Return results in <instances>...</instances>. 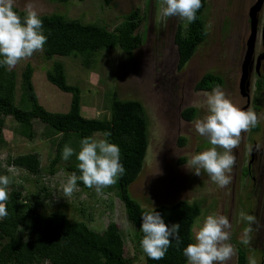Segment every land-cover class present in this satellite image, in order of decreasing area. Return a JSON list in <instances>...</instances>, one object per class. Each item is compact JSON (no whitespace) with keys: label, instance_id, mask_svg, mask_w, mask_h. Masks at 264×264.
I'll return each mask as SVG.
<instances>
[{"label":"rangeland","instance_id":"rangeland-1","mask_svg":"<svg viewBox=\"0 0 264 264\" xmlns=\"http://www.w3.org/2000/svg\"><path fill=\"white\" fill-rule=\"evenodd\" d=\"M255 1L206 0L203 15L207 36L185 66L178 69V53L173 37L181 19L175 16L163 18L161 0H116L110 7L104 6L102 0H14V6L19 10L25 11L26 5L31 4L39 14L56 12L83 22H97L110 29L120 23L126 13L139 8L143 21L137 31L143 41L131 54L124 53L118 47L102 49L96 52L94 62L88 68L80 63L79 58L54 55L47 60L42 51L34 52L12 68L17 73L16 98L20 93L21 71L29 63L33 67L32 83L39 103L50 112H66L71 94L60 90L45 74L52 61L57 60L63 64L66 82L80 89V112L83 116L107 117L108 102L114 93L122 99L140 100L149 120V137L142 169L129 185L131 197L146 208L169 205L180 199L194 202L199 205L200 214L195 218L192 229L208 214L228 217L231 224L228 242L235 251L227 264H235L234 241L240 240L243 229L248 226L240 219L241 211H256L258 189L243 167L252 146L249 139H259L258 131L241 133L238 148L233 150L235 163L230 173L231 183L224 188L217 187L203 171L201 176L194 175L187 169L186 161L193 154L211 147L195 131V121L207 114L205 100L210 91L194 89L204 73L212 72L223 78L220 88L238 108L247 101L246 97L240 95L238 85L250 34L249 8ZM258 19L254 54L263 50L261 28L264 26V2ZM253 81L251 77L250 97L254 91ZM260 94L264 105V90ZM186 107L197 110L191 121L181 116V111ZM258 109L263 115L261 124L264 126V106ZM248 110L255 111L250 107ZM33 124L35 135L27 138L20 133L18 123L11 116L5 117L2 129L4 143L0 146V174L8 175L13 181L7 191L18 188L32 200L37 195V210L45 214L60 210L69 219L83 220L97 231L114 221L123 234L125 255L134 257L132 264H145L140 248L135 245V228L126 218L124 205L116 195L114 184L96 191L94 188H83L77 182V190L71 196L63 197V184L74 174L67 169L73 159L70 157L65 161L61 158L58 171L54 174L45 172L43 168L48 166L55 154L59 134L47 135L45 124L39 120H34ZM92 138H103V135L95 132ZM180 138L185 139L183 144ZM261 139V145H264V132ZM72 148L79 150V144ZM28 152L38 154L42 166L40 173L32 174L7 162L8 158ZM182 158L184 161L180 162ZM261 162H264V157ZM256 171L258 173L259 170ZM261 178L264 179V175ZM259 189H263L259 208L262 211L264 181ZM261 214H258L260 218ZM259 217L252 224L255 233L250 243L245 245L247 264H264L260 250L264 247V218L261 221Z\"/></svg>","mask_w":264,"mask_h":264},{"label":"trees","instance_id":"trees-1","mask_svg":"<svg viewBox=\"0 0 264 264\" xmlns=\"http://www.w3.org/2000/svg\"><path fill=\"white\" fill-rule=\"evenodd\" d=\"M63 2L68 0H51ZM81 1V0H79ZM116 0H102L104 6L114 5ZM15 10L21 15L24 10ZM206 0H201V8L197 11V19L188 24L178 22L174 43L177 47V68L182 69L193 56L198 46L207 36L206 21L203 11ZM43 21V31L47 41L43 48V56L49 60L54 55L79 58L80 63L90 67L94 55L102 49L118 47L121 51L131 54L143 41L137 31L143 21L139 8L133 9L113 29L97 22H83L76 18H67L60 13L39 14ZM33 67L26 63L21 71L19 81V98H16L17 73L0 67V146L4 143L2 129L6 116H11L19 126L20 133L33 138L34 120L45 124L47 135H57L55 154L48 166L43 170L49 174L58 171L61 151L64 145L76 147L83 137H92L95 132L110 133L109 139L118 144L120 160L125 168L124 174L114 183L117 197L124 205L126 218L134 226L135 245L140 248L139 241L143 233L140 231L141 215L151 208L143 207L129 193V185L140 173L148 147V116L144 105L138 99H122L114 93L108 102L109 115L106 117H87L80 112V89L77 85L66 82L63 64L52 61L46 71V78L60 90L69 92L71 99L66 112H50L38 101L32 83ZM223 78L212 72L204 73L195 83V90L211 91L221 86ZM264 81L258 80L257 93L263 91ZM196 108L186 107L181 116L191 121L196 116ZM258 130V126L251 128ZM180 142H185L180 138ZM79 151V150H77ZM73 163L67 166L79 175L77 160L72 156ZM184 158L180 159V162ZM7 162L38 174L42 170L36 152L18 154L8 158ZM83 188H88L78 181ZM9 198L5 202L8 216L0 220V264H132L134 257H127L124 250V239L121 230L114 221L97 231L83 220L69 219L60 210L43 213L28 194L18 188L8 191ZM153 208V207H152ZM164 218L166 224L180 223L177 246L173 241L161 260H153L141 250L145 264H187L182 248L190 242L192 226L200 214L199 205L180 199L172 204H159L154 207ZM237 258L235 264H247L246 249L236 242Z\"/></svg>","mask_w":264,"mask_h":264},{"label":"clouds","instance_id":"clouds-1","mask_svg":"<svg viewBox=\"0 0 264 264\" xmlns=\"http://www.w3.org/2000/svg\"><path fill=\"white\" fill-rule=\"evenodd\" d=\"M201 0H161V15L167 19L179 17L191 24L197 19ZM47 36L43 31V21L39 13L26 5L21 15L14 8V0H0V67L11 70L34 52L43 51ZM205 104L207 114L195 121V131L205 138L211 147L193 154L186 167L196 176L203 171L219 188L231 183V169L235 163L233 150L238 148L242 132H247L258 124L257 114L251 110H241L227 98L224 91L215 86L207 94ZM105 132L103 138L83 137L79 151L64 145L61 158L67 161L75 155L79 175H70L63 184V197L71 196L77 190V182L100 191L111 186L124 174L125 168L120 160L119 145L109 139ZM221 149L222 151H218ZM12 179L0 174V220L8 216L6 201L9 198L8 186ZM240 219L248 226L243 229L240 242L250 243L249 233L255 217L241 211ZM231 224L228 217L208 214L201 223L192 229L190 242L182 248L187 264H227L234 254L230 240ZM180 223L166 224L161 214L151 208L141 215L139 241L140 248L153 260H161L170 244L181 243Z\"/></svg>","mask_w":264,"mask_h":264},{"label":"flooded vegetation","instance_id":"flooded-vegetation-1","mask_svg":"<svg viewBox=\"0 0 264 264\" xmlns=\"http://www.w3.org/2000/svg\"><path fill=\"white\" fill-rule=\"evenodd\" d=\"M261 46H262V43H261ZM261 52L262 51H258L256 54H254L255 57L258 54H260ZM251 77L254 78V81H253L254 91H253V95L250 97L249 106L245 109V111L247 109H249V107L252 108L253 110H255L253 112H255L257 114V117H258V124H257L258 130H255V131H258L259 139H256V140L255 139H249V141H252V146L249 149V157H248V160L246 162L245 167H243V168L246 170V174L248 175V178H250V180L253 181L254 186L257 187L258 193H259L257 198L255 199L256 203H255V200H254V203L256 205V211H254V209H253V210L249 211L248 214L251 213V215H253L256 219H258V217H259L258 214L260 212H262L261 218L259 217L260 220L262 221L263 218H264V206H263L262 211H261V209L259 211V208H261L260 197H261V192L263 191V189H259V187L263 183L264 179L263 178L259 179V177H263V175H264V162L263 163L261 162V160L264 157V153L262 152L263 149H264V145H261V143H262L261 142L262 141L261 136H262V132H264V130H263L264 126H262V124H261V122H262V120H261L262 118L261 117L263 115H260L261 112H260V110L258 108L261 109V107H263L264 105L261 103V100H260L261 99V94L260 93L261 92L263 93V91H260L258 93L256 91H257L258 80L260 79V80L264 81V59H261V61H260L258 73L255 70H253L252 73H251ZM263 90H264V88H263ZM255 131H253V132H255ZM249 132H251V128L248 130V133ZM257 169L259 170L258 173H256ZM256 175L259 176V177L257 178ZM258 180H260V182ZM254 228L255 227H253V225H251V231H250V235H249L250 238L255 233ZM238 241H240V240H238ZM238 241H236V242H238ZM235 247H236V243H235ZM260 250L262 251V255L261 256H264V247L261 248ZM236 258H237V249H236Z\"/></svg>","mask_w":264,"mask_h":264},{"label":"water","instance_id":"water-1","mask_svg":"<svg viewBox=\"0 0 264 264\" xmlns=\"http://www.w3.org/2000/svg\"><path fill=\"white\" fill-rule=\"evenodd\" d=\"M264 0H256L255 3L249 8V24L250 34L246 43V51L241 63V74L239 78V93L241 96L246 97V103L240 108L245 110L250 103V83L251 73L255 70L259 71L261 59H264V26L261 28V41L263 50L256 57L255 53V40L258 30V13L261 10Z\"/></svg>","mask_w":264,"mask_h":264}]
</instances>
